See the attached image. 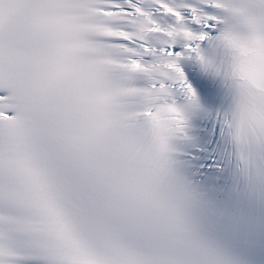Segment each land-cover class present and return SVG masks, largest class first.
Returning a JSON list of instances; mask_svg holds the SVG:
<instances>
[{
    "label": "snow or ice",
    "instance_id": "6c2138e0",
    "mask_svg": "<svg viewBox=\"0 0 264 264\" xmlns=\"http://www.w3.org/2000/svg\"><path fill=\"white\" fill-rule=\"evenodd\" d=\"M0 264H264V0H0Z\"/></svg>",
    "mask_w": 264,
    "mask_h": 264
}]
</instances>
